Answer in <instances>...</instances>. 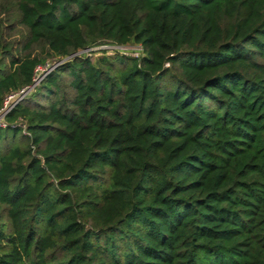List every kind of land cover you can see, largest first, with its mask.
Here are the masks:
<instances>
[{
  "label": "trees",
  "instance_id": "trees-1",
  "mask_svg": "<svg viewBox=\"0 0 264 264\" xmlns=\"http://www.w3.org/2000/svg\"><path fill=\"white\" fill-rule=\"evenodd\" d=\"M9 5L0 108L57 65L0 127V264H264V0Z\"/></svg>",
  "mask_w": 264,
  "mask_h": 264
},
{
  "label": "rangeland",
  "instance_id": "rangeland-1",
  "mask_svg": "<svg viewBox=\"0 0 264 264\" xmlns=\"http://www.w3.org/2000/svg\"><path fill=\"white\" fill-rule=\"evenodd\" d=\"M7 4H9V0H0V20H2L3 25H4L2 28L4 40L8 44H11L13 46L14 51L12 54L13 56H15L17 54V50L18 49L21 50L25 42V38H24L25 29L22 26H20L17 22H13L14 19L12 18V16H9L11 13L8 11H15V8L10 5L8 8H5ZM136 48L137 47H134V46H116V45H110V44H103V45L92 47L91 49L83 50L80 53H84V52L89 53L90 51H95L94 53H91L92 59L95 60L98 57H101L104 54V52L107 55L114 56L116 53V50L125 51L127 55L137 56L138 52L136 50L129 51L130 49L132 50ZM10 59H11V56H8V58H6V62H9ZM70 80H72L71 76H69L67 73H64L63 79L60 82V87L62 91L64 92L67 91L69 95H72L75 91L69 85ZM45 94H46L45 90H42L37 96H35L36 98L30 102V105L32 106L47 105L51 99V96H46L47 94L46 95ZM30 96L31 95L27 97H30ZM25 143H26V139H24L23 137L21 138L20 136H18L15 138L12 134H8L5 137V139L2 140V142H0V157L2 154L7 153L9 149L15 146L16 144L25 146Z\"/></svg>",
  "mask_w": 264,
  "mask_h": 264
},
{
  "label": "built area",
  "instance_id": "built-area-1",
  "mask_svg": "<svg viewBox=\"0 0 264 264\" xmlns=\"http://www.w3.org/2000/svg\"><path fill=\"white\" fill-rule=\"evenodd\" d=\"M57 65V64H56ZM51 64L38 65L35 69V75L33 78V83L30 86H26L19 91L12 92L8 94L5 99L3 106L0 108V127H7L9 123L7 122L8 113L20 102L27 94L30 93L43 79L44 77L56 66ZM20 126L24 133H27V125L24 121L17 124H12V126Z\"/></svg>",
  "mask_w": 264,
  "mask_h": 264
},
{
  "label": "water",
  "instance_id": "water-1",
  "mask_svg": "<svg viewBox=\"0 0 264 264\" xmlns=\"http://www.w3.org/2000/svg\"><path fill=\"white\" fill-rule=\"evenodd\" d=\"M74 55H76V54H74ZM66 60V59H65Z\"/></svg>",
  "mask_w": 264,
  "mask_h": 264
}]
</instances>
